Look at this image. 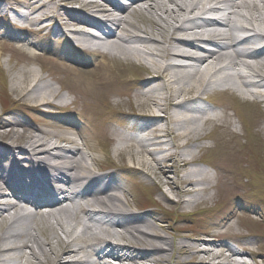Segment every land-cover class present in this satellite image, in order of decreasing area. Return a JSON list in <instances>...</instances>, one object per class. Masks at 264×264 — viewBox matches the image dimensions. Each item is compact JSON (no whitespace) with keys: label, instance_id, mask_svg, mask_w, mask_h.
Listing matches in <instances>:
<instances>
[{"label":"bare ground","instance_id":"1","mask_svg":"<svg viewBox=\"0 0 264 264\" xmlns=\"http://www.w3.org/2000/svg\"><path fill=\"white\" fill-rule=\"evenodd\" d=\"M130 1L129 9L119 10L111 9L103 0H25L24 6L12 11L15 19L27 24L31 32L38 31L45 38L54 34L64 41L61 51L64 61L81 69L96 66L103 75L100 81L115 73L123 78L121 88L130 87L129 101L117 93L112 94L114 101H108L104 95L103 102H96L114 113L121 110L119 114L129 117L137 133L134 137L119 136L108 155L129 153L133 161L131 172L146 177L155 188L160 199L153 203L159 210L136 213L131 209L132 204L122 197V194L131 197L138 209L131 190L115 175L97 173L103 166L93 155L91 142L81 129L84 120L81 122L72 109L78 104L69 103L61 94L68 87L58 80L55 81L60 89L52 87L43 68L42 73L33 69L22 74L14 72L11 80L17 110L22 106L31 116L41 115L56 123L48 131L19 119H0V264H249L248 257L252 258V264H260L258 259L264 260L262 253L252 250V240H242L243 248L238 251L224 244H213V235L225 227L231 229L234 219L248 213L264 218V209L230 199L229 194L236 189L230 176L222 174L217 162L201 159L196 152L202 147L199 142L208 141L207 130L222 129L223 121L227 133L235 138H239L246 126L257 134L262 133L264 0L238 4L220 24L213 23L225 30H207L209 24L199 18L214 6L223 7L218 5L219 0ZM67 4L86 14L65 7ZM3 9L0 6L6 17L7 9ZM116 12L121 16L117 17ZM91 14L102 16L116 32L103 40L83 33L79 28H105V23L97 22ZM137 14L144 16L141 21L146 28L131 21ZM69 26L79 28L67 29ZM201 26L204 27L201 32H194V37L201 41L194 38L183 42L175 37ZM2 29L1 37L6 33L5 27ZM104 31L107 33V28ZM241 33L249 36L242 39ZM8 37L44 50L31 37L16 34ZM205 40L214 44L213 51L203 50ZM178 48H193V54L184 49L180 52ZM30 51H23L26 67L40 61L41 54ZM244 58L252 62L246 63ZM138 72L143 75L139 79L127 78ZM78 73L77 69L72 71L67 82L74 83L87 98L92 97V80L77 79ZM104 85L106 88V82H94L96 89ZM137 89H142L141 93H135ZM216 95L236 97L244 108L243 113L237 112L239 116L234 115V121L226 112L227 108L232 109L230 103L220 105L221 114L216 113L209 105L210 98ZM17 110L9 113L15 114ZM79 115L83 118L82 113ZM100 115L93 111L88 120L93 123L94 117ZM4 129L9 132L1 133ZM231 157L232 154L220 160L229 164ZM167 164L179 168L181 173L170 175ZM209 168L221 173L220 185L215 183ZM45 180L64 187L65 191H79L85 198V206L77 207L71 214L40 219L32 212L15 210L14 200L21 199L32 208L43 204L36 193L47 194ZM211 190H218L219 199L217 192L213 194ZM46 198L42 195L44 201ZM216 200L229 202L225 213L212 217L192 238L193 244L185 241L187 236L183 235L182 227H177L179 219H167V215L174 214L184 218L181 222L187 221L190 214L199 212L195 209ZM2 224L6 225L3 230ZM41 226L47 230L46 234L39 230Z\"/></svg>","mask_w":264,"mask_h":264},{"label":"rangeland","instance_id":"2","mask_svg":"<svg viewBox=\"0 0 264 264\" xmlns=\"http://www.w3.org/2000/svg\"><path fill=\"white\" fill-rule=\"evenodd\" d=\"M24 4L25 0H1L0 2V6L2 7V9L8 7L20 8L24 6ZM68 8L78 10V8H76V6L74 5H69ZM80 12H82V10H80ZM82 13L86 14V11ZM7 16L11 19H14L15 23H17V26L14 27L12 23L8 20V17H3V12L0 11V29L4 31L2 27H5L7 33L3 34L2 37L0 36V119H22L20 117L22 116L25 117L26 122H30L31 124L40 126L48 131L53 130L56 121L47 117L45 118L41 115H34L33 117L26 113V109L22 106H18L20 108V111L17 110L18 108L13 103L16 99V95L12 91L11 80L14 72L22 74L25 70L33 69L38 71L39 73H42L41 68L45 69L46 72L44 73V76L47 78V83H49L55 89H60L59 82L65 85V87H68L66 89L67 91H62L61 94L64 95L65 98H67L69 103L76 102V104H78L73 105L72 109L75 111L76 116L81 122H83L84 120L81 129L84 131L85 135H87V138H89V141L91 142V145L93 147V155L100 159L102 163L101 166H103L102 168L104 169L110 164H116V166L119 167V170L117 169V171H115V173L113 174L118 177L120 183H122L124 186L131 190V192L135 196V202L140 206V208L147 209L145 212H147L148 210H159V207L154 205L153 202L154 200L160 198L156 195V190L148 181V179L146 177L142 178L141 176L137 177L135 175H132L127 172V169H125V167L129 168L133 165V161L129 156V153H125L121 156L108 155V153L110 154L111 150H113L117 145L119 136L134 135L133 133H131L132 131L129 127L130 121H125V117L121 116L115 119L112 115H110V111L112 112L111 109H102V107H99L98 105L100 104V102H103L104 95L108 101H114L115 98L114 96H112V94L119 93L118 90H121L122 94L124 95V101L130 100L132 93L130 87L127 85H125L126 87L124 86V88L119 87L123 78L121 76L116 77L115 73H109V77H107L106 80L100 81V78L103 75L99 72L100 70L96 69V66L94 65H91V67L86 69H81L77 67L72 69V65H69L68 67H63V65L60 62L58 63L55 60V57L52 56L54 51H57L62 48V46L58 43V38L55 37L54 34H52V37L50 36L48 38H45L43 35L37 34L38 31L31 32L28 29L24 28V23H22L21 21H16L15 14L11 13ZM143 17V15L140 16L137 14L131 18V21L135 24H138L142 28H146L147 25H145L144 23H142L143 21H141V18ZM22 28L24 30H22ZM9 33L16 34L24 38H26L25 36L31 37L32 41L40 43L44 47V50H47L45 52V56L48 59H45L43 56H41V60L38 63L26 67V62L24 61L25 58L22 56L23 51L32 50L30 52L40 53V49L36 50L34 48H31L29 45H27V43L20 44L19 47H16L14 43L19 44L20 42L17 43L16 41H14L13 37H8L10 35ZM51 56L53 57V59H50L52 58ZM98 61L101 65L104 64L101 59H99ZM76 69L80 72L78 73L79 75H77V79L85 77L92 80V97L87 98L84 94V91L79 90L74 83L69 84V82H67L69 74ZM49 75L51 77H48ZM138 76H143L142 72H138L137 76H127V78L134 80ZM55 80H58L59 82H56ZM94 82H99V84L106 82V85L107 83H109L110 85L108 84L106 88L104 85V87L100 86L99 89H96L94 86ZM138 92L139 91L135 90V93ZM109 96L112 97L109 98ZM236 101L237 99L235 97H228L227 95H216L210 98L209 105L216 113L221 114L220 105L226 102L235 103L237 107H234L233 104L234 111H232L231 108L226 109L227 114L232 116L235 121L236 117L234 115L239 116L237 112L241 114L243 111L240 103ZM96 102H98V104H96ZM207 102L208 101L205 100V103ZM94 103L98 107H96ZM92 104L95 106V108ZM214 104L217 106H214ZM13 110H17L15 114L20 115H18L17 117L12 116L13 114H10L9 111ZM101 110L108 111H105L104 115H102ZM78 111L83 114V118H81ZM93 111L98 112L101 115L94 117L92 123L88 120V116L92 114ZM107 112H109L110 114ZM118 112H121V110H119ZM24 113L26 114L25 116L23 115ZM256 116L259 117V119H263L261 116ZM221 124L223 125L222 129L216 127V130H207L206 133L212 136L214 138V141L207 143L205 146L203 145L204 141L199 142L202 147L199 149V151H196L197 156L201 159L217 162L219 165L222 166V174L225 176L230 175L231 181L233 182L232 184L236 188V191H233L229 194L230 199L245 203V200L248 197H252V200L247 199L250 205H252L254 201L264 199V126L260 127L262 133L257 134V131H253L251 127H248L246 131L243 132L245 138L242 136H239V138H235V136H230L225 130L227 127L225 121H223ZM234 125L237 126V124L235 123ZM237 128L240 130L239 127ZM8 132L9 131L5 129L1 131V133ZM248 132L252 135L251 139L249 138L250 134L248 135ZM78 142L81 143L79 140ZM249 145L253 146L254 151ZM230 154H232V157L230 160L231 162L229 164H225L223 163V160H220V158H224ZM250 154H253V156ZM255 159L258 161V163L254 161ZM124 164H126L127 166H125ZM165 167L168 168L167 170H171L170 175H174L175 173H181L179 168L176 170L173 165L167 164V166ZM208 170L215 177V183L218 184V175L222 176L221 173L216 175L215 172L212 171V169ZM99 174L101 175L102 173L100 172ZM236 180H239V182L236 183ZM164 191L167 192L168 188H164ZM211 191L213 194L214 192H217L218 194V190ZM122 197L125 202L128 201L132 204V210H136L134 203H132L131 197H125L123 194ZM143 202H146V205H143ZM227 203L229 204V202H227L226 200H216L215 202H211L206 206H200L195 209L199 212L190 214L187 221L181 222V220H184V218H178L174 214L167 215V219H179V221L176 223L177 227H182L183 235L187 236L185 241L187 243L193 244L194 241L192 238H194V236H197L201 229L208 225L212 217H216L225 213ZM247 216H250V218H247ZM231 226V229H226L225 227L222 229V231L213 235V244H224L227 247L238 251L239 249L242 250L243 248V242L241 243L242 240H252L254 242L252 250L256 253H262L264 255V219H262L259 215L256 214H248L245 217H239L238 220L234 219L232 221ZM5 227L6 225L2 224L1 229L3 230L5 229ZM39 230L45 234L47 232V230L42 228V226ZM240 236H242V239ZM188 238H191V240ZM246 261L249 264L253 263L252 258L250 257H248ZM258 262L260 264H264V260L262 259V257L258 259Z\"/></svg>","mask_w":264,"mask_h":264}]
</instances>
